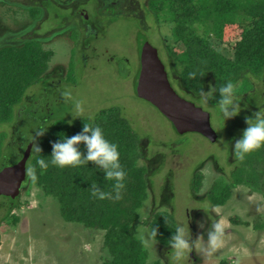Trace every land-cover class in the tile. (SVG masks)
Segmentation results:
<instances>
[{"label":"rangeland","instance_id":"374dc122","mask_svg":"<svg viewBox=\"0 0 264 264\" xmlns=\"http://www.w3.org/2000/svg\"><path fill=\"white\" fill-rule=\"evenodd\" d=\"M150 2L0 0V49L34 40L42 49L53 53L43 77L53 83L33 86L25 94L26 98L35 95L37 99L39 88H43L41 105L31 107L33 111L46 113L48 109L55 120L71 121L69 128L79 130L84 124L97 125L103 119L102 111L109 108H116L115 112L129 121L140 138V156L135 165L144 170L147 186L146 200L139 209L150 214L148 223L157 214L172 217L174 224L188 219L192 240L202 237L204 242L211 222L225 223L223 246L206 257L201 251V241L185 264H264V149L253 153L255 156L251 154L254 158L248 163L247 158L245 162L239 161L231 148L229 152L223 151L221 143L231 145L239 139L247 127L245 117L264 108V77L245 70L233 81L241 98L242 111L238 117L228 120L224 130L219 132L216 114L209 109L214 101L209 100V107L202 105L198 99L200 91H186L180 80L186 64L175 54H182L186 46L174 36L173 25L164 23V15L156 16L150 11ZM198 5V0L191 2L194 8ZM77 9L86 13L91 26L89 38L85 40L89 45L85 48L80 43L87 36L83 27L85 21L78 15L73 18ZM31 12L38 17H32ZM202 21L201 26H192L195 33L207 40L212 50L234 60V51L215 36L213 24ZM245 21L240 22L242 26L246 25ZM140 35L158 51L170 77L193 97L188 99L210 114L211 126L218 136L215 143L199 134H177L156 108L137 95ZM216 83L215 76L206 72L201 89L208 92ZM68 89H71L72 99L63 95ZM74 100L84 101L82 119L73 120L70 115ZM20 117L21 125L14 122L0 127V132L7 134L4 161L12 162L11 165L34 137L29 133L31 126L24 125L26 119L21 121ZM27 124L32 123L28 120ZM239 168L253 169L259 174L257 185L250 182L248 173L244 174V181L230 188L225 204L212 205L208 199L212 186L215 183L230 185ZM196 176L200 177V184L194 190ZM0 201L8 203L2 198ZM209 205L213 206L211 211ZM5 213L6 210L0 208V264H106L113 260L105 247L106 232L66 222L57 199L45 196L30 181L21 189L17 205L8 216L5 217ZM12 216L18 218L16 223L12 222ZM140 223H146V219L139 215L136 227ZM170 251L169 246L158 242L151 253L144 250L145 262L148 264L151 255L152 264H168Z\"/></svg>","mask_w":264,"mask_h":264},{"label":"trees","instance_id":"16d2710c","mask_svg":"<svg viewBox=\"0 0 264 264\" xmlns=\"http://www.w3.org/2000/svg\"><path fill=\"white\" fill-rule=\"evenodd\" d=\"M192 1L151 0L150 2V11L156 16L164 15V23L173 25L174 36L186 46V51L182 54H175L186 64L180 75L183 86L187 88L186 91L199 92L206 72H211L215 76L217 89L229 80L235 81L245 70L264 77V0H198L199 5L196 8L191 6ZM31 14L32 17H38L34 12ZM202 20H208L213 24L215 36L234 51V60H228L212 50L207 40H203L195 33L192 26H201ZM242 20L245 21V26L241 25ZM52 56V52L45 51L41 44L34 40L18 47L6 46L0 49V127L14 122L20 124L19 112L22 116L21 121L26 119L24 125H30L29 133L35 136V132L47 128L48 123L57 119L48 109L45 110L46 113L43 110L30 112V105L20 111L21 106H25L24 97L29 88L51 83V79L44 80L43 77ZM193 73L195 76H192ZM136 83L137 95L141 97L137 80ZM215 98L219 99L218 93L215 94ZM115 111L116 108L104 109L103 119L97 125L91 126L101 127L106 139L118 145L120 162L126 172V186L121 192L120 200L101 201L92 197L90 190L92 183H97L106 192H112L114 183L105 180L104 173L94 164L61 169L49 163V167L42 170L36 163L41 157L32 150L26 163L27 178L23 187L30 181L40 188L45 196L57 199L61 216L66 222L78 223L87 229L106 232L105 247L113 258L106 264H146L145 248L136 239V222L139 219L137 211L146 200L147 186L144 170L135 165L140 156L138 152L140 138L129 121L120 117L119 112ZM42 116L43 119H40ZM28 120L32 124H27ZM81 131L82 129L79 130L78 127L70 129L67 121L55 120L43 136L35 138V143L41 147V155L50 161L52 144L61 134L71 137ZM23 132L25 134V129ZM5 140L7 134L0 132V165L2 166L0 170L8 164V161H4L7 156ZM31 141L29 143L34 142V137ZM81 151H85L83 145ZM253 156L247 157L248 163H251ZM30 167L36 168L38 178L35 181L29 178ZM247 173L250 182L257 185L261 177L259 174L253 169L248 171L239 168L230 185L215 183L212 186L208 195L210 203L215 206L225 204L230 197V188L243 182L244 174ZM199 184L200 177L196 176L193 182L194 190L198 189ZM18 198L19 196L15 199L2 197L3 200L8 201V203L0 201V208L6 210L5 217L17 205ZM160 215L157 214L153 218L152 224H156L158 228V242L168 246L167 241L171 238V231L174 230V221L170 216ZM17 221L18 218L12 216V222Z\"/></svg>","mask_w":264,"mask_h":264},{"label":"clouds","instance_id":"9594fccd","mask_svg":"<svg viewBox=\"0 0 264 264\" xmlns=\"http://www.w3.org/2000/svg\"><path fill=\"white\" fill-rule=\"evenodd\" d=\"M192 76H195V74L193 73ZM216 93H218L219 99L215 98L214 94ZM237 93V86L231 80L218 89L210 86L208 92H204L202 89L199 92L198 99L202 105L208 106L209 100L214 101L213 106L208 107L216 114L219 132L224 130L228 120L241 114V98ZM63 95L68 99H72L71 89L66 90ZM84 111V101L74 100L70 112L73 120L82 119ZM72 113H75V115ZM68 123L71 125L72 122L69 121ZM245 123L247 127L243 130L239 139L235 140L231 145L221 141L224 144L222 150L229 152L231 148V153L241 162L245 161L249 155L264 149V108H259L250 117H245ZM47 129L48 127L41 128L35 132L31 148L32 151L41 157L36 161L40 169L46 170L49 167V163L61 169L83 167L92 163L101 170L100 172L104 173L105 180L114 182L112 192H106L97 183H92L90 188L92 197L101 201L105 199H121V192L126 186V172L120 162L118 145L106 139L101 127L84 124L82 131L74 136L68 137L61 134L60 138L52 144L50 161L41 155L42 149L35 143V138L43 136ZM81 145L84 146V152L81 151ZM28 175L31 180H37L36 168L30 167ZM113 193L115 194L114 196ZM212 207L209 205L210 211ZM138 215L144 217L146 223H140L136 227V239L151 253L153 249L155 250V245L158 243V228L156 224H152V220L151 223H148L150 214H146L143 208L138 210ZM201 227L203 226L201 225ZM224 229L225 223L223 221L211 222L207 231V241L204 242L202 237L192 240L188 219H185V222L182 223H175L174 230L171 231V238L167 241L171 249L168 253V264H185V261L189 259L190 253L193 250H197V246L201 241L203 242V247L201 248L203 255L206 257L212 256L224 244ZM152 260L153 257L150 255L148 264H152Z\"/></svg>","mask_w":264,"mask_h":264},{"label":"water","instance_id":"95a60500","mask_svg":"<svg viewBox=\"0 0 264 264\" xmlns=\"http://www.w3.org/2000/svg\"><path fill=\"white\" fill-rule=\"evenodd\" d=\"M140 71L138 85L141 97L154 106L172 125L177 134H199L211 143L218 140L211 126V116L203 108L180 97L171 87L158 51L146 37H138ZM32 143L14 165L0 170V197L15 199L27 178L26 163Z\"/></svg>","mask_w":264,"mask_h":264},{"label":"flooded vegetation","instance_id":"af4514ba","mask_svg":"<svg viewBox=\"0 0 264 264\" xmlns=\"http://www.w3.org/2000/svg\"><path fill=\"white\" fill-rule=\"evenodd\" d=\"M55 6H57L56 4H54ZM59 10V9H58ZM59 15V14H58ZM57 15V16H58ZM75 15H78V17H80L81 19H82V22L83 21H85V23H83L84 25H83V27H84V30H85V32H87V36L83 39V40H81L80 41V43H81V45L85 48L87 45H89V44H87L86 42H85V40L87 39V38H89V34H90V32H91V26H89L90 25V23H89V18H88V16L86 15V13L85 12H83L82 10L81 11H79V9H77L76 10V12L75 13H73V18H75ZM92 28H94V27H92ZM79 49V48H78ZM78 51H80V50H78ZM137 52H138V50H137ZM82 57H83V55H82ZM165 68H166V66H165ZM166 72H167V75H168V79H169V81H170V84H171V87L175 90V92L180 96V97H182V98H186V100H188V101H190V102H192L190 99H193V97H191V95H188L186 92H184V91H182V89L178 86V84L174 81V79L172 78V77H170V75H169V71L167 70V68H166ZM45 80V79H44ZM47 80H50L49 78H47ZM51 83H53L52 81H51ZM40 89V91L37 93L38 94V96H37V99H35L34 98V96L35 95H30L31 96V98L29 99V98H24V104H25V106L27 105H30L32 108H37V107H39L41 104H40V101H41V99L43 98V96H42V93H43V88H39ZM188 98H190V99H188ZM192 103H194V102H192ZM195 104V103H194ZM25 106H21V108H20V111L21 110H23V109H25ZM198 106V105H197ZM30 112H32V113H34L35 111H33V109H31L30 110ZM18 116L20 117V114L18 113ZM24 152H25V150L23 151V152H19L18 153V155H17V160L19 161L21 158H22V156H23V154H24ZM17 161V162H18ZM17 162H15V163H17ZM8 164H13L12 162H9ZM7 164V165H8ZM0 198H2V197H0Z\"/></svg>","mask_w":264,"mask_h":264}]
</instances>
